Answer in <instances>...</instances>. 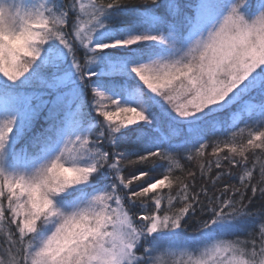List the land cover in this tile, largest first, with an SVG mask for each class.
<instances>
[{"label": "snow or ice", "instance_id": "obj_1", "mask_svg": "<svg viewBox=\"0 0 264 264\" xmlns=\"http://www.w3.org/2000/svg\"><path fill=\"white\" fill-rule=\"evenodd\" d=\"M0 264H264V0H0Z\"/></svg>", "mask_w": 264, "mask_h": 264}, {"label": "trees", "instance_id": "obj_2", "mask_svg": "<svg viewBox=\"0 0 264 264\" xmlns=\"http://www.w3.org/2000/svg\"><path fill=\"white\" fill-rule=\"evenodd\" d=\"M127 3H129L130 5L135 4V5H140L142 0H126ZM251 4L253 7H256L257 3H259V0H250ZM228 116V112H223L219 114V117L221 119L225 118ZM210 151V149H209ZM238 171V170H237ZM262 209V201L259 198H256L253 202V205L251 206V211L256 214V216H254V219L258 218V214ZM251 227V225L249 226Z\"/></svg>", "mask_w": 264, "mask_h": 264}, {"label": "rangeland", "instance_id": "obj_3", "mask_svg": "<svg viewBox=\"0 0 264 264\" xmlns=\"http://www.w3.org/2000/svg\"><path fill=\"white\" fill-rule=\"evenodd\" d=\"M257 5H258V3H257ZM257 5H256V6H257ZM165 259H168V258H165Z\"/></svg>", "mask_w": 264, "mask_h": 264}]
</instances>
